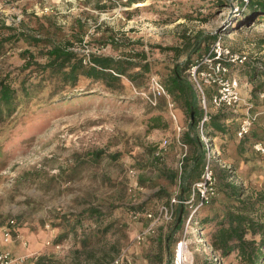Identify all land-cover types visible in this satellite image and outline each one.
I'll list each match as a JSON object with an SVG mask.
<instances>
[{
    "label": "rangeland",
    "instance_id": "1",
    "mask_svg": "<svg viewBox=\"0 0 264 264\" xmlns=\"http://www.w3.org/2000/svg\"><path fill=\"white\" fill-rule=\"evenodd\" d=\"M200 2L206 0H141L127 9L126 2H121V8L113 10L116 4L106 0L112 7L98 10L88 0H0V18L6 24L16 27L29 16L62 26L63 32L82 24L86 52L122 56L143 50L151 63L137 84L122 76V86L113 93L93 84L94 96L68 102H47L40 95L19 106L12 120L0 125V250L10 251L19 259L16 264H110L119 254L123 255L121 264H156L159 252L164 261L168 259L164 240L174 228L180 204H174L170 220L158 212L164 202L177 199L179 188L169 178V170L179 171L190 146L183 135L177 137L172 119L165 128L148 127V112L158 107L166 111L167 106L163 98L152 106L141 91L147 89L151 75L164 82L167 70L182 62L192 48L177 55L164 47L184 48L182 43L195 32L207 34L219 26H233L228 5L208 18L184 17ZM234 26L233 31L224 29L221 37L235 50L247 52L250 60L263 64L264 23ZM18 44L0 56V70L17 73L23 63L19 52L26 48ZM248 65L233 73L249 82L245 95L253 103L252 111H261L258 91H252L248 80ZM86 87L87 81H81L79 92ZM209 112L227 114V125L237 123L226 111L211 108ZM175 115L185 132L189 116L179 109ZM262 118L256 128L264 129ZM165 138L169 144L156 155ZM209 142L228 166L225 169H230L228 180L243 187V198L264 194V155L248 142L240 143L237 136L214 137ZM97 152L101 158L93 162ZM217 167L221 168L214 161L219 181ZM160 188L167 192L163 197L156 195ZM213 198L220 200V194L216 192ZM92 209L99 218H90ZM131 210H147L158 219L136 220ZM201 211H197L198 219ZM76 215H82L80 222ZM254 216L264 222V211ZM151 223L152 231L138 241L136 235ZM105 226L107 231H101ZM6 229L11 232L9 240L4 236ZM185 229L186 243L178 259L176 249ZM81 240L88 244L82 245ZM170 252L171 264H235L237 260L234 254L220 257L200 234L197 223L187 226L186 221L173 233Z\"/></svg>",
    "mask_w": 264,
    "mask_h": 264
},
{
    "label": "trees",
    "instance_id": "2",
    "mask_svg": "<svg viewBox=\"0 0 264 264\" xmlns=\"http://www.w3.org/2000/svg\"><path fill=\"white\" fill-rule=\"evenodd\" d=\"M88 1L94 2V8L98 10L112 7L105 3L106 0ZM138 1L141 0H127L126 5L131 6ZM226 5L229 7L228 13L233 16L232 27L219 26L215 32L207 34L195 32L182 43L184 48L164 47L174 50L177 55L189 46L192 47L182 62L174 63L167 70L163 82L165 90L171 94L176 104V110L179 109L189 116L188 129L182 133V137L190 146V153L182 158L178 172L169 170V178L175 180L172 183H176L179 188L176 197L181 201L189 199L191 184L199 178L204 168L207 150L197 131L202 110L183 72L203 49L221 37L224 29L233 31L236 29L234 25L264 23V0H206V2H200L199 6L195 7L197 9H191L183 15L188 18L194 15L208 18ZM199 9L204 12L199 13ZM33 17L29 16L27 21L20 20L16 27L6 24L0 18V56L5 55L9 48L19 45L18 43L26 46L19 52L23 63L17 68V73L0 70V125L12 120L19 106L31 102L40 95L47 102L55 99L68 102L76 98L94 96L96 90L92 87L93 84H100L104 92L113 93L122 86V76L137 84V79L145 77L151 69V63L146 60L143 50L124 52L122 56H113L99 51L86 52L82 43V24L78 28L71 27L63 32L62 26L46 24L47 22L41 21L40 17ZM32 19L34 24L30 25ZM85 57L88 58L86 63L83 62ZM248 71L252 91L264 90V63L262 68L249 63ZM84 80L87 81V87L83 92H79L78 85ZM148 113L150 116L146 124L151 128H165L171 120L167 110L164 111L159 107ZM228 119L227 114L210 115L209 120L204 123V129L211 139L221 137L228 140L236 136L238 124H231L232 126L225 124ZM231 127L235 129L232 130ZM256 127L257 125H254L248 134L239 138V142H248L252 149L254 143L264 142V129ZM99 153L95 154L93 162L101 158ZM218 169L219 181L216 168L214 169L215 190L220 194V200L212 197L197 208L196 205L199 203L197 198L188 203H179L180 208L174 228L164 240L168 259L164 261L162 252H159L155 254L156 264H171L173 259L170 252L171 237L189 216L192 222L197 223L200 234L220 257L226 258L234 254L237 258L235 264H264V222L257 220L254 216L264 211V194H259L255 198H243V187L228 180L232 176L230 169L217 167ZM166 193L160 188L156 195L163 197ZM188 205L191 210H186ZM199 210H202L203 214L198 216V219L197 211ZM96 212L98 211L92 209L90 218H99ZM76 218L80 222L82 215H76ZM96 229H99L98 226ZM106 229L105 226L101 231L106 232ZM81 242L82 245L88 244L87 240H81Z\"/></svg>",
    "mask_w": 264,
    "mask_h": 264
},
{
    "label": "built area",
    "instance_id": "3",
    "mask_svg": "<svg viewBox=\"0 0 264 264\" xmlns=\"http://www.w3.org/2000/svg\"><path fill=\"white\" fill-rule=\"evenodd\" d=\"M116 4L113 10L121 8V2L127 0H111ZM249 54L245 51H237L230 46L222 37L215 39L208 47L203 50L199 56L184 70V77L193 90L197 104L202 110V116L198 122V135L200 140L205 144L206 158L204 168L199 178L191 184L189 199L186 201L171 199L169 204H162L159 207L160 216H164L166 220L172 219L174 214L173 205L175 203H188L194 198L199 199L196 208L203 202H207L216 193V175L213 168L214 161L218 163L221 168H228L224 162L219 158V154H215L210 148L209 135L204 129V123L209 120L210 109L226 111L237 120L236 136L242 138L250 129L257 123L260 116L263 115L262 124L264 126V90L257 92L259 99L263 104L261 111H252L253 103L248 96L245 95L244 89L249 86V82H242L241 79L233 73L235 68L244 66L245 64H254L259 68L263 67L262 63L250 60ZM84 63L88 62L85 57ZM209 92V93H208ZM141 95L152 106H157L159 100L163 98L166 102L167 112L174 122V131L177 137H181L184 126H179L176 122V104L170 93H168L162 80L158 75H151L148 81L147 89L141 91ZM169 141L165 138L162 140L156 155L160 154V149L166 148ZM253 149L264 155V142H256L253 144ZM130 172H133L130 170ZM130 216L138 220L145 217L150 220H156L155 214L147 210H131ZM191 221V216L186 220L187 226L195 224ZM152 231V223L144 230L136 235V239L141 241L145 236ZM186 229L184 230L181 239L177 246L178 259L181 257L182 246L186 243ZM6 240L11 239V232L6 229L4 232ZM19 260V259H18ZM8 250H0V264H16L18 261ZM123 255H117L110 264H121Z\"/></svg>",
    "mask_w": 264,
    "mask_h": 264
},
{
    "label": "crops",
    "instance_id": "4",
    "mask_svg": "<svg viewBox=\"0 0 264 264\" xmlns=\"http://www.w3.org/2000/svg\"><path fill=\"white\" fill-rule=\"evenodd\" d=\"M124 7H125V9H127L128 8V6L125 4V5H123ZM200 10V9H199ZM152 16H153V14H152ZM203 50H205V49H203ZM202 50V51H203Z\"/></svg>",
    "mask_w": 264,
    "mask_h": 264
},
{
    "label": "bare ground",
    "instance_id": "5",
    "mask_svg": "<svg viewBox=\"0 0 264 264\" xmlns=\"http://www.w3.org/2000/svg\"><path fill=\"white\" fill-rule=\"evenodd\" d=\"M181 254H182V251H181Z\"/></svg>",
    "mask_w": 264,
    "mask_h": 264
}]
</instances>
